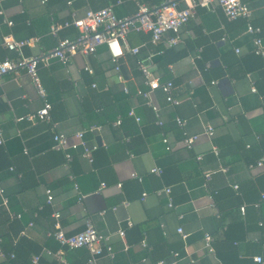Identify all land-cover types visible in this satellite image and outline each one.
<instances>
[{"label": "crops", "instance_id": "1", "mask_svg": "<svg viewBox=\"0 0 264 264\" xmlns=\"http://www.w3.org/2000/svg\"><path fill=\"white\" fill-rule=\"evenodd\" d=\"M138 1L152 5L165 0H0V61L19 57V52L4 44L7 35L16 40L36 38L22 49L27 56L47 53L61 38L79 34L72 24L53 33L54 23L64 24L88 9L109 5L118 16H130ZM244 1L264 40V0ZM246 28V19H229L221 8L197 7L180 31L174 54L180 57L152 69L162 82H174L172 94L180 99L179 104L168 102L160 88L149 96L138 93L148 90V85L138 56L130 51L120 58L125 81L121 80L106 44L93 54L73 55L67 65L55 57L39 62L52 103V122L27 118L43 105V99L25 68L4 74L0 79V187L8 206L0 205L3 245L10 248L21 228L25 233L19 237L25 239L20 250L29 260L48 244L64 250L66 262L46 249L41 264H90L88 248L66 250L48 232L54 219L71 234L91 220L101 233L111 236L116 251L114 257L99 256L97 264H158L159 260L166 264H264L250 261L256 254L264 259V243L258 244L264 232L256 228L264 207L260 211L249 203L264 191V54L254 52L253 35ZM126 42L138 46L143 55L152 43L151 34L132 29ZM159 43L168 46L165 41ZM200 63L209 64L208 76L217 69L226 75L207 84ZM129 110L135 115L128 114ZM121 116L124 123L117 124ZM177 117L186 121L184 127ZM92 125L100 128L90 130ZM209 125L215 130L212 137L203 133ZM82 130L88 143L98 146L94 159L71 149L73 159L67 165L65 151L54 147V133L64 132L75 141ZM184 131L200 134L191 147L184 143ZM260 159L263 166L257 165ZM155 166L163 169L161 175L151 171ZM207 171L212 172L208 182ZM235 184L241 185L240 192ZM165 186L172 188L174 206H169L165 193L156 194ZM209 191L218 193L216 203ZM238 204L247 206L246 215L240 207L238 211ZM11 210L22 212L23 217L12 220ZM120 229L126 230L125 238L119 235ZM226 229L243 238L240 252H233V244H221ZM205 231L215 235L218 253L208 250ZM172 250L179 255L173 257ZM4 261L0 254V264Z\"/></svg>", "mask_w": 264, "mask_h": 264}, {"label": "built area", "instance_id": "2", "mask_svg": "<svg viewBox=\"0 0 264 264\" xmlns=\"http://www.w3.org/2000/svg\"><path fill=\"white\" fill-rule=\"evenodd\" d=\"M46 1V0H45ZM187 2L185 6H181L178 0H165L159 5L149 6L143 2L138 1V10L136 13L130 16H118L115 12L113 5L102 7L100 9H88L85 14L81 17L73 18L71 21H67L64 24L54 23L51 26L53 33L58 32V30L67 25H74L78 28L79 34L75 38L63 37L61 38L57 45L47 53L39 55L27 56L23 54L22 49L27 44L32 43L36 38L30 39H20L16 40L12 36L7 35L4 37V44L13 50L19 52V57L16 59L5 58L0 61V79L1 77L8 73L17 70L18 68H25L26 72L31 77V80L38 92V94L43 99V105L37 110L36 113L29 114L27 118L33 120L35 117L52 122L51 109L52 103L50 102L47 91L42 83L38 66L40 61H48L50 58H58L63 64L67 65L71 57L77 53H83L86 55L93 54L97 51L100 44H106L108 51L110 52L111 59L115 64L116 70L119 72V78L124 80L121 73L120 58L125 54L126 51L132 53H138L140 48L138 46L131 47L126 42V35L130 30L146 31L151 34V41L153 43H159L165 41L168 46L175 45L179 42L180 31L188 23V21L195 16L197 12V7L202 6L212 10L216 8H221L225 15L229 19L244 18L247 21L246 31L253 35L254 50L256 54H264V40L261 36V28L256 26L252 20V11L250 6L244 0H184ZM68 3H71L69 1ZM3 10L1 9L0 12ZM10 24L13 22L8 21ZM239 51V48H236ZM154 53H150L146 60H138V67L144 75L145 82L148 85V90H138V93L145 96L158 88H161L166 94V100L173 104H179L180 99L176 98L172 94V89L174 87V82L164 81L162 82L160 78L151 70L152 56ZM200 55H197L199 57ZM150 62V63H148ZM89 68V67H87ZM125 81V80H124ZM212 83H217V80H213ZM125 90L128 91V87L124 86ZM153 105V103H152ZM155 109H158L156 105H153ZM130 115H135L134 111H130ZM139 121L140 117L135 116ZM177 122L180 126L184 127L186 121L181 117H177ZM117 124L122 123V119L119 118L116 121ZM159 124H162V120H158ZM100 128L99 125H92L89 127L90 130ZM86 130H82L76 133V140L71 141L69 136L64 132L54 133V147L57 149H62L65 151L66 164L73 159V154L71 149L81 150V155L87 157L89 160H93V152L98 148L96 144L91 145L85 138ZM214 127L207 126L203 133L207 134L209 137L214 135ZM184 143L187 147H191L195 141L199 138L200 134H189L184 131ZM3 141L2 130L0 128V143ZM164 142L168 143V138L164 137ZM170 148V145H167ZM213 149L217 151V146L214 145ZM258 166H263V159L257 162ZM151 171L157 175H161L163 169L159 166H155ZM212 172L207 171L206 181L211 178ZM132 176L138 179H142L137 172H132ZM121 184H119L120 186ZM102 186H105L103 183ZM238 188V185H234ZM76 188L78 185L76 184ZM165 193L168 197L169 206H174V198L172 195L171 186H165L156 191V194L160 195ZM0 194L2 196V204L8 206V198L5 195L4 188L0 187ZM147 195V192L143 193V197ZM261 198H264V193H262ZM53 195L51 190H48V202H51ZM127 203V202H125ZM259 202L255 203L258 206ZM242 213L246 211V205L240 206ZM11 215L13 217H20L21 213L11 210ZM55 217H59V213L54 214ZM33 222H30L32 225ZM262 224V222H260ZM128 225H132V221L128 219ZM179 232L186 237L187 234L184 232L183 228L180 227ZM23 234L25 231L22 232ZM119 235L125 238L126 230L120 229ZM55 238L59 241L62 246L69 248H80L86 247L89 249L91 256L89 258L90 264H97V259L103 254L109 255L111 257L115 256L116 251L113 249L111 244V236L109 234L101 233L91 222V220L86 221V226L83 230L77 233H67L60 221L56 219L55 221V231L53 232ZM206 246L210 252H215L212 245L213 236L206 233L205 236ZM126 246L125 248H127ZM49 254H54L60 261L66 262L64 257V250L60 249L56 252L52 250H46ZM1 256L4 253L0 250ZM175 256L179 255V252L173 253ZM14 256V253L11 254ZM39 255H35L32 259V264H39ZM253 260L256 262H264L263 256L256 254L253 256ZM195 261V259H191ZM158 264H166L165 260H159Z\"/></svg>", "mask_w": 264, "mask_h": 264}, {"label": "trees", "instance_id": "3", "mask_svg": "<svg viewBox=\"0 0 264 264\" xmlns=\"http://www.w3.org/2000/svg\"><path fill=\"white\" fill-rule=\"evenodd\" d=\"M160 3H161V1H159L157 3H154L152 5H149V6L159 5ZM180 5L182 7L185 6L184 4H180ZM137 10H138V6L136 7V11L134 13H136ZM130 15H132V14H130ZM176 47H177V44L171 45V46H164V44H162V43H156L155 44V43L152 42L151 45H150V47L148 48V50H147V52L145 54L141 55V49H140V51L138 53H136V55L138 56V60H146L148 58V56H149L150 53H154V55L151 58L153 64L151 65L150 68L152 70L157 65L158 66H162V67L168 66L174 60H176L177 58H179L180 55H177V56L174 55V54H177L176 51H175ZM254 52H255V50H254ZM201 58H202V55H201ZM204 61H205V59L201 60V62H204ZM199 62H200V60H199ZM200 64H201V66H200L201 67L200 72L202 73V75H203L202 77H204V79H205V81H206L207 84L208 83H212V81L215 80L217 78L216 76H218V75H219L218 77H222V76H225L226 75V71L225 70L217 69V71H215L214 74H209V76H208V72H209V69H210V67H208L209 64H207V66H204L203 63H200ZM210 64H211V62H210ZM159 90H161L164 93V95L166 96L165 92L161 88ZM128 91H129V88H128ZM191 95L192 96L194 95V90H193V92H192ZM51 111H52V109H51ZM129 113H130V110L128 111V114ZM124 120L125 119L122 117V123H124ZM162 124H164V121H162ZM240 186L241 185L239 184L238 185V189L239 190H237L239 192L241 191ZM261 191H260V195H262V193H264V191H262V192ZM209 192H210V195H211L212 199L216 203L217 202L218 193L216 191H209ZM258 196H259V194L256 195L253 198L254 200H251L249 203H252V205L255 206V203L256 202H259V205L258 206H255V207L257 209H259L260 211H262L263 210V207H264V198L261 199ZM1 202H0V205H2ZM239 207H240V204H238V206H237L238 211H239ZM246 210H247V206H246ZM20 213H21V216L20 217H13V216H11V219L12 220H20L23 217V213L22 212H20ZM244 215H246V211H245V214ZM260 219H261L262 224H258L256 228H258L263 233L264 232V216L261 215L260 216ZM54 220L56 221V219H54ZM22 228H23V226H22ZM21 230L22 229L20 228V230H19L20 231L19 232V236H24V235L21 234L22 233ZM54 231H55V222L53 223V228L51 230H49V232H48V234L51 237V239L54 240L55 242H57L60 247H63L66 250L74 249V248H69V247H66V246H62L59 243V241L55 238V236L53 235V232ZM241 232L244 233V234L247 233V232H243V231H241ZM206 233H209V234H211L213 236L214 242H212V245L214 247V251L216 253H218L220 250L218 251V249L216 247V241L217 240H216L215 235L213 233L209 232V231H205L204 232V236H205ZM237 235H239V234H232V230L226 229L225 238L223 240H221V244H228L230 246H232L231 244H233V246H232V248H234L233 252L234 253L240 252L242 250V247L240 246V242L243 240V238H239V236H237ZM19 236L16 237L14 240L13 239L11 240V247L10 248H6L3 245L4 236L0 234V250L4 253V256H2L4 258V260H5L4 261V264H32V259L33 258L31 257L30 260H29L28 257H27V253L25 254L24 252H22L20 250L22 240L25 239V237H19ZM262 243H264V236H259V238H258V244H262ZM46 245L47 246H42L41 247V251L39 250V251L35 252V255H39L40 256V258H39V264H41L42 253H46L45 252L46 249H50V250H52V252H56V251L59 250V249H52V248H50L48 244H46ZM173 251H175V250H172L171 251V255L174 257ZM12 253H14V256L13 257L11 256ZM49 255H51V254H49ZM252 256H251V260H250L251 262L253 261V257ZM253 262H255V261H253ZM255 263H257V262H255Z\"/></svg>", "mask_w": 264, "mask_h": 264}]
</instances>
